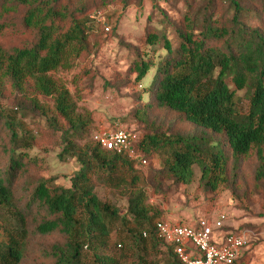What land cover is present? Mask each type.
<instances>
[{
    "label": "trees",
    "instance_id": "obj_1",
    "mask_svg": "<svg viewBox=\"0 0 264 264\" xmlns=\"http://www.w3.org/2000/svg\"><path fill=\"white\" fill-rule=\"evenodd\" d=\"M117 1L133 0H0V100L6 91L21 96L0 106V264H24L29 242L43 239L51 241L39 245L48 264H180L156 236L159 213L147 204L148 176L141 172L149 160L159 166L151 179L189 185L197 167L200 187L214 192L240 159L254 156V179L264 181V0H201L177 22L162 17L146 31L126 74L140 85L153 71L135 95L133 116L145 128L132 131L139 160L94 143L76 146L86 120L51 74L87 52L88 16L98 2ZM19 33L28 39L9 47L1 42ZM36 96L51 98L52 108ZM162 113L175 121H149ZM29 115L46 120L59 158L77 163L68 187L39 175L29 152L44 145L45 132L30 129ZM176 122L193 132L177 131ZM96 187L119 193L125 208L102 203ZM112 231L115 254H104Z\"/></svg>",
    "mask_w": 264,
    "mask_h": 264
},
{
    "label": "rangeland",
    "instance_id": "obj_2",
    "mask_svg": "<svg viewBox=\"0 0 264 264\" xmlns=\"http://www.w3.org/2000/svg\"><path fill=\"white\" fill-rule=\"evenodd\" d=\"M200 2L201 0H133L126 5L117 1L107 6L98 2L88 18L90 20L95 11L101 10L103 20L98 24H88L93 26V30L88 39L87 52L82 54L70 69L51 74L54 80L69 90L78 112L86 120L85 129L80 133V137L74 140L76 146H92V138L96 133L112 131L118 127L134 135L136 133L132 132L133 130L137 133L145 131L143 125L133 116L137 107L135 95L144 86H148L153 71L147 74L140 85H136L131 83L132 77L130 80L126 77L129 63L134 53L139 48L143 49L141 40L146 31L159 19L166 17L177 22L189 5L193 8ZM105 26L109 27V34L102 29ZM27 39L28 35L19 33L7 35L1 42L9 47ZM26 95L33 97L30 87ZM20 97L6 91L5 99L0 100V106L7 107L12 100H20ZM36 98L43 108H52L51 98ZM160 115L164 119L153 115L149 121L153 120L156 124L164 126L175 121L172 114ZM28 118L32 131L37 132V135H40V131L45 132L44 145L29 152L39 162V175L68 187L69 178L78 169L77 163L71 159L59 158L61 148L56 145V138L46 131L47 122L44 118L39 115L37 118L29 115ZM61 125L66 126L64 122ZM172 127L182 133L193 132V128L185 123L176 122ZM147 164L148 167L141 170L148 176L149 186L144 188L146 201L157 210L160 221L194 224L201 218L214 219L219 214H225L227 222L224 230L247 233V245L237 264H264V181L257 182L254 179V156L240 159L237 172H231L228 183L219 186L214 192L204 191L200 187V171L197 167L193 169L194 179L191 184L177 185L160 177L151 179L152 172H159L158 162L149 160ZM95 193L102 203L122 210L125 208L126 202L119 193L102 187H96ZM115 239L116 233L112 231L107 239L108 248L103 250L104 254H115ZM49 242V239L33 243L30 241L24 264H48L40 257L39 245ZM85 253L92 255L89 251Z\"/></svg>",
    "mask_w": 264,
    "mask_h": 264
},
{
    "label": "built area",
    "instance_id": "obj_3",
    "mask_svg": "<svg viewBox=\"0 0 264 264\" xmlns=\"http://www.w3.org/2000/svg\"><path fill=\"white\" fill-rule=\"evenodd\" d=\"M101 10L90 16L93 24L101 23ZM109 32V27H104ZM92 142L100 148L139 160L135 152L137 136L123 128L96 133ZM145 165V161H140ZM227 217L219 214L214 219L201 218L194 224H172L166 221L155 223L159 240L172 247V253L180 264H234L247 245V233H226L223 231ZM142 236L145 238L146 233Z\"/></svg>",
    "mask_w": 264,
    "mask_h": 264
}]
</instances>
